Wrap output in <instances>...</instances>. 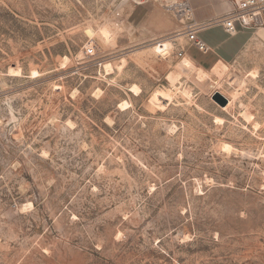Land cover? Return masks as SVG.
<instances>
[{
  "label": "rangeland",
  "instance_id": "1",
  "mask_svg": "<svg viewBox=\"0 0 264 264\" xmlns=\"http://www.w3.org/2000/svg\"><path fill=\"white\" fill-rule=\"evenodd\" d=\"M171 1L0 0V264H264V24L198 79Z\"/></svg>",
  "mask_w": 264,
  "mask_h": 264
},
{
  "label": "built area",
  "instance_id": "2",
  "mask_svg": "<svg viewBox=\"0 0 264 264\" xmlns=\"http://www.w3.org/2000/svg\"><path fill=\"white\" fill-rule=\"evenodd\" d=\"M231 9L223 15L199 20L194 17L190 0H172L168 6L179 27L168 38L172 41V50H176V56L183 57L185 45L177 41V36L184 35L187 45H192L199 51L206 53L209 47L199 38L198 33L212 24H221L229 34H235L236 24L242 28H259L264 24V0H229ZM91 54L92 48L86 49Z\"/></svg>",
  "mask_w": 264,
  "mask_h": 264
},
{
  "label": "crops",
  "instance_id": "3",
  "mask_svg": "<svg viewBox=\"0 0 264 264\" xmlns=\"http://www.w3.org/2000/svg\"><path fill=\"white\" fill-rule=\"evenodd\" d=\"M206 9V20H208L223 15L225 8L219 7L216 2H213L206 6ZM172 26V23L166 25L165 31L171 29ZM236 28L235 34L227 33L221 24H212L201 30L198 36L209 47L206 53L199 51L192 45H187L186 37L183 35L181 37L184 40L182 45H185L183 55L192 59L204 71L211 69L213 73L220 76L226 68L225 62L238 55L252 37V34L255 33L250 28H242L237 24Z\"/></svg>",
  "mask_w": 264,
  "mask_h": 264
},
{
  "label": "bare ground",
  "instance_id": "4",
  "mask_svg": "<svg viewBox=\"0 0 264 264\" xmlns=\"http://www.w3.org/2000/svg\"><path fill=\"white\" fill-rule=\"evenodd\" d=\"M171 40V39H170ZM172 42V41H171ZM172 47V43H170V42H164V43H160V44H157V45H155L154 46V49H156L158 52L161 50V49H164V50H170V48ZM168 50V51H169ZM186 55L183 57V58H185L186 59ZM182 58V59H183ZM205 71L201 68V67H199V66H197L196 67V69H195V74H196V77L198 78V79H202V78H204V76H205ZM131 90L135 93V94H137L138 93V87L137 86H135V85H133L132 87H131ZM216 91H218L221 95H223L226 99H227V105H220V108H221V110H225L230 104H231V102H232V100H231V98L228 96V95H226V94H224L222 91H220V90H216ZM215 92V91H214ZM213 92V93H214ZM239 92V91H238ZM212 93V94H213ZM213 98V97H212ZM127 105V103L126 102H123L122 104H121V106L120 107H122V108H125V106ZM219 120H220V118H218ZM221 121V120H220Z\"/></svg>",
  "mask_w": 264,
  "mask_h": 264
},
{
  "label": "water",
  "instance_id": "5",
  "mask_svg": "<svg viewBox=\"0 0 264 264\" xmlns=\"http://www.w3.org/2000/svg\"><path fill=\"white\" fill-rule=\"evenodd\" d=\"M213 99L217 101L220 105H225L227 102V99L221 95L218 91H215L212 95Z\"/></svg>",
  "mask_w": 264,
  "mask_h": 264
}]
</instances>
